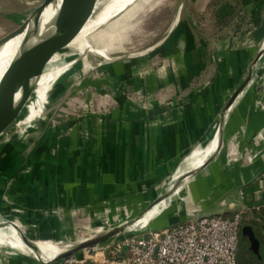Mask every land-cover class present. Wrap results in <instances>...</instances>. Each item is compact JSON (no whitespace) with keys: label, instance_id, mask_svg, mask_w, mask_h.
Wrapping results in <instances>:
<instances>
[{"label":"rangeland","instance_id":"rangeland-1","mask_svg":"<svg viewBox=\"0 0 264 264\" xmlns=\"http://www.w3.org/2000/svg\"><path fill=\"white\" fill-rule=\"evenodd\" d=\"M181 1L139 0L133 7L129 8L126 5L114 16H110L108 13L104 26L99 30L98 40L92 42L99 48L108 49L110 54H107L105 59L90 53L86 62L80 58L79 52L72 48L57 52L51 59H49V54L47 55L39 71L40 74H44L46 71L55 69L56 66L62 64L71 63L72 65L80 61L73 65L62 78L59 77L58 81L51 82L50 86H47V90L46 88L43 89L45 99L42 106L40 105L39 110L36 114H33L31 121L27 124H22V122L28 114L29 108H34L39 98L33 95L28 107L25 106L22 109L18 116L19 119L24 118L19 123L21 126L32 124L45 111L44 118L38 122L39 125L36 128L29 126L21 128L15 122L0 136V163L9 154L11 155L9 156L10 161H12L9 165L10 175L5 180L0 181L1 218L8 220L10 217H16L24 221L27 226L19 227V229L34 241H48L56 248H65L67 244H72L69 246L70 248L86 238L105 233L125 221H130V224H132L143 214L151 204V201L147 200L153 192H148V195H146L147 192L142 194L141 190L138 191L139 193L132 191L108 192L104 197L116 198L122 194L121 201L97 207H70L64 204L70 202L68 196L75 188H64L63 180L69 177V169L74 168L75 173L79 176L81 168L90 167L87 164L91 157H88V154L85 156V153L94 152L97 147L100 151V158L96 161L100 160L102 162L105 160V155L102 152L113 150L110 143H107L112 140V135L115 134V132H112L110 123L126 121L125 118L127 117L125 116L130 110L145 117L151 125L159 127L166 120L165 116H169V112L173 108L181 106L182 100L188 94L182 93V89L207 85L213 88V92L216 94L214 98H220V103L223 104L226 100H230L235 90L247 78L251 65L241 78L233 79L220 75L215 76L208 83L209 77L213 75L212 70L218 58L216 55H212L214 51L212 47L197 46L195 49L199 52L200 60L202 59L210 66L205 76L198 78L194 76L189 80L179 79V81H175V79H167L162 74L161 77L163 76V78L159 83L162 90L159 87L153 89L156 86L153 77H148L146 80L149 89L145 86L146 74L145 70L142 69L144 62L154 63L151 74L156 73L155 75L159 76L158 73L161 72L160 68L163 66L161 61L163 62L164 58L174 53V47L185 50L187 49V36L194 38L198 35L195 25L192 27L194 17L189 15L194 0H185L182 5L179 21L185 22L186 29L184 33L177 31V26H173L177 18V12L180 10ZM195 1L199 8L198 12H195L196 22L200 24L210 21L212 28L217 29L216 33L220 32L225 24L232 22V25H235L233 27L234 33H239L240 30L237 29L241 21L240 16L244 13H240L243 11V6L241 7L238 2L233 1L230 5V0ZM42 2L43 0L39 5ZM225 4L231 6L232 15L225 17L221 15L220 12H223L222 8ZM111 8L112 6H107L108 11ZM218 8L221 11H218ZM248 17L247 23H251V19ZM112 23H115L116 26L111 28V33H104L103 37V30L110 28ZM204 27H207V25H204ZM10 32L0 35V40ZM205 32L203 31V35L206 34ZM160 47L161 50H159ZM222 50L225 49L222 48ZM60 56L61 59L55 63V66L48 67L50 61L59 59ZM121 56H125L123 60L127 62L119 64L121 60L112 61L115 57ZM138 56H141V58ZM143 59L147 61L143 62ZM122 65L126 67H122ZM129 66L131 68L127 71ZM258 67L259 63L253 71L255 72ZM181 69L187 73L193 70L191 65L187 68L183 66ZM209 74L211 75L209 76ZM182 76L184 75L181 74L180 77ZM254 81L252 79L249 85ZM51 93L52 98L46 106ZM226 104L216 125L218 130L222 124ZM172 114L174 115V113H171V116ZM128 142L124 143V147L129 148L130 143ZM191 152L192 150L187 152L185 158ZM185 160H182L176 168H168L170 174L163 176V178L168 177L164 182V189L156 191L159 195L165 193L183 174L179 188L168 197L177 193L178 190L186 191L188 173L187 170L183 169ZM94 161L95 159H93ZM144 170L145 168L143 172ZM192 177L194 178L195 175ZM53 185H55V188ZM193 198L195 201V194ZM96 201L101 200L96 198ZM50 203L55 204V206L50 205ZM192 211L188 213L191 214ZM214 214L229 216L224 213ZM4 220L0 221V225L4 223L8 227H12L10 223ZM167 223L168 221L165 219L159 218L154 219L151 227L148 226L145 229L141 228V224L131 226L126 231L112 236L109 240L97 246L78 251L71 258L83 262V264H98L100 262L104 264H123L122 259L127 256V251H118L116 246L118 242L125 236L140 234L150 228L164 229ZM4 229L6 230V228ZM244 229L240 233L239 255L241 256L246 250H249L250 253L258 256L253 251L251 241L242 239L243 236L249 234ZM11 237L14 240V242H11V248H0V263L38 264L34 254L29 252L27 247L28 250L18 244L13 234ZM259 245L262 252V257H259V259L264 263V245L260 242ZM250 253H247L248 256H251ZM53 264L70 263L61 259L54 261Z\"/></svg>","mask_w":264,"mask_h":264},{"label":"crops","instance_id":"crops-1","mask_svg":"<svg viewBox=\"0 0 264 264\" xmlns=\"http://www.w3.org/2000/svg\"><path fill=\"white\" fill-rule=\"evenodd\" d=\"M41 1L0 0V35L15 30L36 10ZM199 1L203 2V0H197ZM233 1L243 6V11L240 13L244 15L240 14L241 21L237 29L240 30L239 33H234L235 25H232V22L225 24L226 26L224 25L218 33H216V28H212L210 21L200 24L196 22L195 12H198L199 8L194 0L189 15L194 17L192 27L195 25L198 35L194 38L187 36V49L174 47V53L164 58L163 62L161 61L163 66L160 68L159 76L155 75L156 73L151 74L154 63H145L146 59H143L142 69L146 74L145 86L149 89L146 80L148 77H153L156 81L153 89L159 87L162 90V86H159L163 78L162 74L167 79H175V81L189 80L194 76L196 78L205 76L210 66L202 59L200 60L199 52L195 49L197 46L212 47L214 50L212 55L218 58L208 83L215 76L220 75L233 79L241 78L248 71L258 52L264 49V0H230L229 4L231 5ZM229 4H225L222 8L223 12H220L224 17L232 15ZM179 17L173 26H177V31L184 33L186 25L185 22L179 21ZM247 17L251 19V23H247ZM114 26L116 24L112 23L110 28L103 30L102 36L104 33H111V28ZM203 31H206L205 35ZM161 47L159 50L162 49ZM104 49L110 54L107 48ZM124 57H115L114 60H121L119 64H124L127 62L123 60ZM138 57L141 58V56ZM60 59L61 56L59 59L50 61L48 67L55 66ZM190 65L193 68L190 74L181 69L183 66L187 68ZM69 66L71 63L62 64L44 74L37 75L28 101L32 100L33 95L39 99L34 108H29V113L22 124L30 122L33 114H36L42 106L45 99L43 89L47 90V86L63 75ZM122 67L126 66L122 65ZM63 68L65 69L61 72ZM130 68L129 66L127 71ZM254 73V83L240 94L231 115L227 118L225 139L216 158L201 173L188 180L186 191L178 190L177 193L167 198L146 227H151L152 221L159 218L168 221L165 226L168 227L187 219L188 212L193 209L204 215L224 213L233 216L236 212L250 213L264 206V55ZM181 74L184 76L180 77ZM5 89L0 92V98L5 94ZM182 90V93L188 94L182 100L181 106L173 108L159 127L151 125L145 117L132 110L127 112L126 121L110 123L112 132L115 134L107 143H110L113 150L102 152L105 160L102 162L99 160L101 163L96 161L100 158L98 147L94 152L85 153V156L88 154V157H91L87 164L90 167L81 168L79 176L74 168L69 169L70 175L63 178V187H74L75 189L68 196L70 202L64 205L70 207L105 206L121 201L122 194L116 198L104 197L108 192L132 191L137 193L139 190L142 194L147 192L146 195L153 192L147 200L152 202L159 196L156 191L164 189V182L168 177L163 178V176L170 174L169 167L176 168L182 160L186 159L183 169L188 171L199 168L192 166L195 162L201 163L207 155L214 151V142L220 130L216 125L228 100L223 104L220 103L221 99L214 98L216 94L213 88L207 85ZM179 91L177 92L180 93ZM171 113L174 115L171 116ZM127 141L130 143L129 148L124 147ZM190 150L192 152L185 158ZM9 156L11 155L9 154L0 163V181L10 175L9 165L12 161ZM93 159H95L94 162ZM53 187L55 188V185ZM96 198L102 202H95ZM53 201L55 203L54 199ZM50 205L55 206L52 203ZM0 220L4 219L0 217ZM4 221L15 223L20 228L26 225L24 221L16 217H10ZM246 239L250 240L249 235H246ZM11 242L8 248H11Z\"/></svg>","mask_w":264,"mask_h":264},{"label":"bare ground","instance_id":"bare-ground-1","mask_svg":"<svg viewBox=\"0 0 264 264\" xmlns=\"http://www.w3.org/2000/svg\"><path fill=\"white\" fill-rule=\"evenodd\" d=\"M138 1L139 0H98L96 7L84 29L71 43L59 52L72 48L79 52L80 58L86 62L88 61L90 53L99 55L105 59L108 54L105 49L97 47L95 43L92 42H96V40H98V34L100 33L99 30L104 26L108 13L110 16H114L126 5L130 8ZM61 4L62 0H52L42 8L40 16H38L37 20L30 18L27 29L23 33L18 36L8 37L0 43V92L7 87L10 88L8 90L5 89L6 92L2 97L11 93L16 94L19 99L21 97L29 98L35 78L38 74H40L39 71L41 66L43 65L47 55L50 53L52 42L50 36L58 33L60 30L57 19ZM107 6H112V8L108 11ZM179 12L180 10L177 12L176 19H178L180 15ZM41 63L42 65H40ZM17 66L18 68L21 66L18 72ZM64 69L65 68L60 71L62 72ZM14 73L16 74L12 77ZM217 136L219 140L220 130L218 131ZM217 136L214 142L215 149L213 152H215L219 144V141L217 142ZM210 154L207 155L201 163L198 164V162H195L192 167L197 168L203 166ZM167 198L170 197L164 198L160 205H156L148 213H146V215L141 219V228H146V225L151 222L152 217L158 213L161 205ZM10 225L13 228L8 227L4 223L0 225V248L3 249V247H7L11 241L14 242L11 237L12 234H14L15 241H17L18 244L23 246L25 249L28 248L29 250H27L34 254L38 264L54 259L56 253H60L72 245L67 244L65 248H56L48 241H34L35 243L26 242L21 236L22 232L19 229V226L15 223H10Z\"/></svg>","mask_w":264,"mask_h":264},{"label":"built area","instance_id":"built-area-1","mask_svg":"<svg viewBox=\"0 0 264 264\" xmlns=\"http://www.w3.org/2000/svg\"><path fill=\"white\" fill-rule=\"evenodd\" d=\"M240 227V212L223 216L195 211L164 229L125 236L116 246L127 251L123 264H236ZM71 257L63 260L83 264Z\"/></svg>","mask_w":264,"mask_h":264},{"label":"water","instance_id":"water-1","mask_svg":"<svg viewBox=\"0 0 264 264\" xmlns=\"http://www.w3.org/2000/svg\"><path fill=\"white\" fill-rule=\"evenodd\" d=\"M52 0H43L42 4L39 5L36 10L30 14L23 22L20 24L19 27H17L15 30L7 34L5 37H3L0 40V43H2L5 39L11 36H18L21 33H23L29 24L30 18H33L34 20L38 19V16H40V12L42 8L47 5ZM98 0H62L61 8L58 13V19L57 23L60 27V30L58 33L50 36L52 39L51 41V48L49 53V59L52 58L54 54L59 52L61 49L65 48L69 43H71L84 29L86 26L88 20L90 19L96 4ZM185 0H182L180 2V12L182 9V5ZM264 55V49H261L257 56L255 57L254 61L251 64V68L249 69V74L247 78L244 80V82L235 90V92L232 94L230 100L226 104V109L224 112V117L222 119V124L220 126V139L219 144L215 150V152H212L208 159L206 160V163L203 166H200L197 169L194 170H188V180L193 178L192 176H196L197 173H199L201 170H203L207 165H209L217 156L220 149L222 148L224 139H225V129H226V121L227 118L231 115L233 106L235 102L237 101V98L240 96V94L244 91V89L249 85V83L253 79V73L254 68L258 66V63L262 56ZM76 58V57H75ZM72 60V59H71ZM80 61V60H79ZM77 61L76 63L72 64L67 68L68 70L65 71L63 75L60 76L62 78L73 65L79 63ZM42 65V63L40 64ZM18 68V66H17ZM60 78H58L56 81H58ZM52 98V93L50 94V98L46 106L50 103V99ZM28 97H21L20 99L17 97L16 94L8 93L4 97L0 98V136L7 131V129L14 124L15 122L17 125L21 128L29 126L31 128H36L39 124L38 122L44 118L45 111L41 117H39L37 120L33 121L30 125H24L21 126L19 123L23 119H19L18 116L20 115L22 109L27 106L30 103L28 101ZM45 106V108H46ZM29 113V112H28ZM28 115V114H27ZM26 115V116H27ZM25 116V117H26ZM186 174V173H185ZM184 175V174H183ZM183 175H180L178 180L174 182V184L163 194L159 195L155 200L151 202V204L147 207V209L143 212L142 215H140L136 221H134L132 224H130V221H125L110 230L106 231L105 233L94 235L92 237L86 238L79 242L76 246L72 248H66V250L56 253L55 258L47 261V263H52L54 261H59L64 258H69L76 254L78 251L91 248L94 246L99 245L102 242H105L109 240L112 236L118 235L124 231H126L129 227L134 225L141 224V219L148 213L152 208H154L156 205H160L161 201L171 195L174 191H176L179 188L180 182L183 179ZM187 180V181H188ZM195 212V211H194ZM133 221V220H132ZM151 229V228H150ZM249 230V231H248ZM146 231V230H145ZM245 232L249 235L250 241L252 243L253 251L258 254V257H262V252L260 250L259 241L256 239L254 232L251 228L244 229ZM22 238L26 242H34V239L31 237H27L24 233L21 234Z\"/></svg>","mask_w":264,"mask_h":264},{"label":"trees","instance_id":"trees-1","mask_svg":"<svg viewBox=\"0 0 264 264\" xmlns=\"http://www.w3.org/2000/svg\"><path fill=\"white\" fill-rule=\"evenodd\" d=\"M247 227L253 230L256 239L264 245V206L250 213H241L240 233ZM242 239H246V235ZM246 252L250 253L249 250H246ZM246 252L241 256L239 253L237 254L236 264H264L258 256L256 257L253 253H250L251 256H248Z\"/></svg>","mask_w":264,"mask_h":264}]
</instances>
